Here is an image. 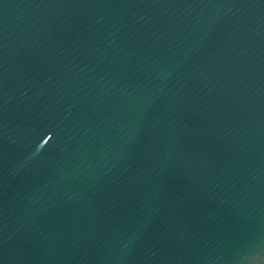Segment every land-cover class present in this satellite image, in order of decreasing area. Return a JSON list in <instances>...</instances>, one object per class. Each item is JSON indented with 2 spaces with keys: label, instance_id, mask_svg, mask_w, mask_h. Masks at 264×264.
I'll return each instance as SVG.
<instances>
[{
  "label": "water",
  "instance_id": "water-1",
  "mask_svg": "<svg viewBox=\"0 0 264 264\" xmlns=\"http://www.w3.org/2000/svg\"><path fill=\"white\" fill-rule=\"evenodd\" d=\"M0 264H264V0H0Z\"/></svg>",
  "mask_w": 264,
  "mask_h": 264
}]
</instances>
